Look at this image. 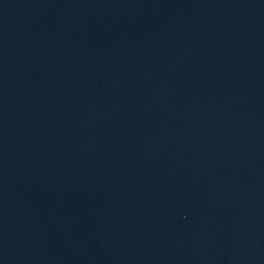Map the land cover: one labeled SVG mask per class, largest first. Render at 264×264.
I'll list each match as a JSON object with an SVG mask.
<instances>
[{"label": "water", "instance_id": "water-1", "mask_svg": "<svg viewBox=\"0 0 264 264\" xmlns=\"http://www.w3.org/2000/svg\"><path fill=\"white\" fill-rule=\"evenodd\" d=\"M0 264H264V0H0Z\"/></svg>", "mask_w": 264, "mask_h": 264}]
</instances>
